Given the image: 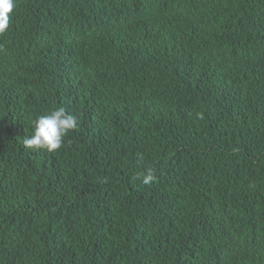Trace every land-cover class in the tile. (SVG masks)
I'll use <instances>...</instances> for the list:
<instances>
[{
    "label": "trees",
    "instance_id": "trees-1",
    "mask_svg": "<svg viewBox=\"0 0 264 264\" xmlns=\"http://www.w3.org/2000/svg\"><path fill=\"white\" fill-rule=\"evenodd\" d=\"M9 15L0 264H264V0H14ZM57 107L78 127L26 149Z\"/></svg>",
    "mask_w": 264,
    "mask_h": 264
},
{
    "label": "clouds",
    "instance_id": "clouds-1",
    "mask_svg": "<svg viewBox=\"0 0 264 264\" xmlns=\"http://www.w3.org/2000/svg\"><path fill=\"white\" fill-rule=\"evenodd\" d=\"M14 8V0H0V34L5 33L10 25V13ZM33 132L25 136L23 145L26 149L42 150L49 153L59 150L64 138L78 127L77 117L66 111L64 107L50 110L48 114L40 115L33 121ZM143 159L141 155L139 157ZM144 185H150L156 180L153 171L139 173L136 179H141Z\"/></svg>",
    "mask_w": 264,
    "mask_h": 264
}]
</instances>
